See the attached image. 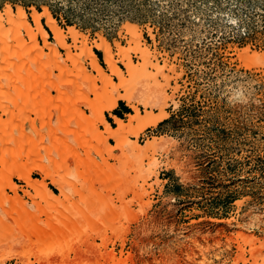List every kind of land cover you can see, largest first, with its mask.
Here are the masks:
<instances>
[{"label": "rangeland", "instance_id": "rangeland-1", "mask_svg": "<svg viewBox=\"0 0 264 264\" xmlns=\"http://www.w3.org/2000/svg\"><path fill=\"white\" fill-rule=\"evenodd\" d=\"M6 5L15 13L18 7L23 8L33 26L32 9L42 12L47 8L65 33L75 27L87 38L93 52H99L100 56L96 55L104 69L103 53L93 47V42L103 37L113 52L117 43L128 48L125 26L132 24L140 30L143 47L156 54L159 66L166 65L164 76L169 79L159 74L148 80L141 76L126 78L125 90L152 95L156 101L152 114L156 117L162 111L167 117L156 125L142 117L124 139L122 151L112 156L86 133L94 142L88 145H95L80 150L84 166L76 168L64 162L54 169L67 185V198L63 205L49 211L50 216L39 215L24 190L46 206L41 195L17 177H10L8 169L0 174V264H264V0H0V11ZM41 22L53 42L45 20ZM37 41L44 47L40 36ZM66 42L71 44L70 38ZM1 49L0 79L5 86L11 84L12 77L24 80L17 92L11 90L13 101L9 94H0L2 105L14 109L10 115L0 111V117L13 127L15 138L22 135L20 126L27 105L45 107V114L37 119L46 137L50 135L48 123L53 121L57 128L63 125L58 106L64 105L74 123L80 112L90 115L79 100V92L60 82L56 62L46 56L48 49L44 48L43 64L16 49L8 58ZM244 49L257 56L244 60L239 56ZM58 51L61 60H66L65 50ZM72 53L78 55L79 50L72 48ZM130 57L132 65H141L148 73L152 70L146 68L148 59L134 52ZM116 60L126 74L121 57ZM19 66H31L40 77L34 81L26 71L22 77L17 75ZM85 66L89 68L87 61ZM65 68L66 81L80 80L72 61H66ZM52 80L60 91L52 87ZM113 82L118 83V79L114 77ZM79 84L86 96L94 98L84 79ZM101 84L97 81L98 86ZM22 93L33 97L27 103ZM16 101L22 112L12 105ZM138 108L141 116L151 112V107ZM107 113L111 114L104 111V118ZM127 119L128 115L124 121ZM106 121L116 127L111 116ZM26 126L38 153L49 165L50 140L47 137V143L41 144L39 135L28 123ZM102 131L104 127L98 123L97 133ZM149 142L154 146L147 156L129 146L136 143L142 148ZM106 143L115 145L112 138ZM15 149L25 150L19 143ZM53 156L61 163L56 153ZM33 163L31 159L29 164ZM30 176L42 180L34 171ZM8 178L18 186L16 194L5 186ZM44 183L59 193L50 179ZM4 195L22 196L29 207L26 209L39 215L36 222L42 219L37 223L44 232L54 221L63 228L64 238L55 254L40 253L28 237L25 239L14 215L19 209L23 214V208L3 203ZM3 206L13 215L5 213Z\"/></svg>", "mask_w": 264, "mask_h": 264}, {"label": "bare ground", "instance_id": "bare-ground-1", "mask_svg": "<svg viewBox=\"0 0 264 264\" xmlns=\"http://www.w3.org/2000/svg\"><path fill=\"white\" fill-rule=\"evenodd\" d=\"M31 16H32L34 26L29 23L27 14L25 10L21 7L17 8V13H15L12 10L10 5H6L4 9L0 11V48H2L1 51L2 52L4 51L3 54L5 53V55L8 58H10V56L12 55L11 51L16 49L22 52V54L29 53L33 55L36 59L38 60L40 59L41 64L44 63L43 60H44V57L46 59V56L50 60L56 62V66L60 72L59 75L57 74L60 82L63 81V84H65L67 87L69 86L73 89H76L77 92H79L78 94H79L80 102L83 103L90 112V115L88 116H83L82 112H80L81 117L78 119V121L74 123L70 120V118H68L69 112L64 107V105H61L60 107L58 106L59 109L57 108V110L59 111L60 118H61L59 122L63 123V125L57 128L55 127L56 125L53 126V121H51V123H48L50 127L49 129L50 135L47 137L52 144L51 148L46 146L50 152V162H49L50 164L49 165L45 164L44 162L45 159L44 160L42 159V156L38 153L36 149L37 143L34 140V137L26 129L27 128L26 123H28L29 127L33 129L32 130L33 133L35 132L37 135H39L40 143L41 144L47 143L46 142L47 137L44 136L45 131H44V134H42L43 128L40 129V127L38 126L39 123L37 119L40 115L45 114L44 112L45 107L43 108L42 106H39V105H34V106L27 105L26 110H25L26 115L24 114L25 119L23 118L24 119L22 123L23 125L21 126L18 125L22 127L21 128L22 135L19 139L15 138L13 133H11V129L13 131V127L11 125H8L6 120H2V118L0 117V174H2L3 171H5L6 173V169H8L9 171L8 175L10 177L12 176L17 177L20 181H23L26 183L27 185L26 187L31 188L32 191L34 190L38 195H41V199L46 204V206L38 204L36 202V199L34 200V197L30 195L29 191L24 190V195L29 196L33 199L34 203L32 202V204L34 205V208L39 212V215L41 213H45L46 215L50 216L51 213L49 211L53 209H57L59 206L63 205L65 202V199L67 198V195H66L67 193L65 191V188L67 185H65V182L59 176H56L54 174V169H58V167H60V165L64 162L67 163V166H71L73 164L76 168L77 167L80 168L84 166V158L80 150L82 148L87 150L88 149L87 146L95 145V144L88 145V143H92L93 141L92 139L90 140V138H88V135L86 133H90L91 134V135L89 134L90 136H93L94 139H97V141L103 145L101 146L104 147V149L110 154V156H112L113 153L122 151L125 145L124 139L128 135L133 133L134 128L141 123L140 121H142V117L144 120L148 119V123H150L151 125H156L159 121H162L167 117V115L163 113L162 111L156 117L152 114L153 108L156 102L155 98L152 95L145 93V92L138 93L137 95V93L134 91L125 90V87L128 81L126 78L128 77L131 79H136L138 76H141V77H144V79L148 80L150 79V77L154 79L157 78L158 76L157 74L164 77L166 81H168L169 78L164 76V69L166 68V65L159 66L157 62L156 54H152L149 51V49H147L146 47H143V44L141 43V34L139 33L140 30L132 24H127L125 26V33L129 35V40H128L129 47L128 48H124L119 43H117L116 44L117 50L116 52H113L111 44L107 42V40L103 37L99 38V41L93 42L94 44L93 47H95L96 49H98L99 51L103 53V58H104V62L106 65V69H104L100 65L97 55L93 52L92 46H88L87 38L84 37L81 33H79V31L75 27H70L68 29V32L65 33L64 30L60 26H58L56 20L52 17L48 9L45 7L42 12H38L33 8ZM42 19L45 20V25L52 32L53 42H50L48 40V33L44 29V26L41 22ZM6 32H7L6 35L9 37L4 36ZM10 35L13 36V40L9 39ZM39 36L44 42V47L39 46L38 44L37 38ZM67 37L70 38L71 44H68L66 42ZM13 42H15V44H13ZM12 44L14 46H11ZM44 48L48 49L46 56H44L45 53L43 54ZM59 48H63L67 54V59L64 61L61 60L62 58L58 51ZM72 48L75 50H79V54L78 55L73 54ZM131 52L138 54L139 57L142 59H146V60L148 59V65L146 66V68L156 70L157 73L155 74L152 73L151 75L150 73L152 70L149 71L148 73L145 70V68H143L141 65H137V64L132 65L131 64L132 62L130 61ZM239 56L243 58L244 60H249L250 58H252V56L255 57L257 55L256 54L251 55L248 49H244ZM116 57L118 58L121 57L120 62H122L127 68L126 74L123 73L122 70L118 67L117 65L118 61L116 60ZM262 58L264 59V55ZM10 61H7V62H10ZM66 61H72L75 69L76 70L78 69L79 79L81 81L84 79V81L87 82L91 86L90 90L88 91L94 95V98H89V96H86V94L84 93L85 92L84 89L79 84L80 80H78L77 78L74 80H68V81L64 79V78H67L65 77V75L67 74V71L65 70ZM86 61H87V65L89 66V68L85 66ZM20 66H22V63ZM20 66L19 68H17V73H16L17 75L22 77L23 72L26 71L25 73H29L30 78L33 79L34 81L36 77H40L35 73V71H33L31 66H28L25 69H23L24 67L21 68ZM14 70H16V68ZM170 71H173V67H170ZM108 72L110 73L107 74ZM114 77L118 79V83L113 82ZM17 78H14V77L11 78L12 80L10 82L11 84H9L10 86L8 84H6L5 86V84L3 83L4 82L3 78L0 79V94L5 95V97H6V94H9L8 97L10 98V102L13 101L11 92L12 91L17 92L15 89L18 87L20 83L24 81L23 80L21 82V80ZM31 79L29 80L30 82H31ZM141 80L143 81V79ZM97 81H100L102 83L101 86L97 85ZM50 82L54 89H57L58 91H60V87L58 83H55L53 80ZM27 83L28 85L26 83L25 84L28 87H30L31 86L30 83L29 82ZM7 87H9L10 89L8 90ZM121 90H125V91L121 93ZM17 96L18 95H16V97ZM22 97L27 102V101H30L33 96H30L29 93H22ZM119 100L123 101L126 104V106H128L129 108L133 110L134 113L128 114L127 121H124L121 118L111 115L114 123L116 124V127H111V125L104 118L103 112L104 111L111 112L117 106V103ZM17 103L18 102L16 101L14 102V104L12 103V105L13 106L16 105L15 108L17 107L20 108L22 112L23 108L19 107L18 106L19 103L18 104ZM138 105H142L144 107H151V112L149 111V113H146L144 116H141ZM13 110L14 109H12V106H9V105L3 106L2 103L0 102V111L2 115H10V113ZM47 112L49 113V111ZM31 114L35 115V118L34 117L29 118V115ZM51 115L52 114H50V116ZM19 117L20 115L16 116V119H15L16 122ZM92 118L95 119L94 122H92ZM98 123L104 127V131L100 133H97ZM72 124L74 125L73 127H72ZM15 130H16V127H14V131ZM108 138L114 139L115 141L114 146H110L106 143ZM16 143H19L20 146L24 148L25 150L18 151L17 149H15ZM152 144H153L152 142H149L146 145V147H142V148L138 146L136 143H132L129 146L132 147V149L135 150V152L140 153L143 156H147L148 151L154 146ZM54 153H56L61 163L57 162V160L53 156ZM23 159L25 160V162L22 163L21 165L20 160H23ZM31 159H34L35 163L29 164ZM61 169L64 170V168L62 167ZM32 171L40 174L42 176V180L38 181V180L32 179L30 176V172ZM83 174L86 176L84 172ZM45 179H50L51 183L58 189L59 191L58 194L54 193L52 190L47 188L46 184L44 183ZM5 186L9 187L10 190L13 191V193L15 194L19 190L18 186L15 185L13 182H11L10 178H8V182L5 184ZM5 202L9 204L10 206L14 205V207L16 206L18 208L21 206L23 208L22 209L23 214L21 211H19L20 210L19 209L18 211H14V215L16 214V218H17L16 222H18V224L20 225V228L24 231L25 239L26 237H28V239L32 241V244L36 246V250L40 251V253L43 252V254L46 253L48 255L55 254V251H57L59 247L58 243L62 241L64 238V235L62 236L61 234L63 231V228L58 227L57 223L54 221V223H52L51 225L52 227H50L48 231L44 232L43 231L44 229L38 226L37 222L39 221V219L36 222L37 215L34 212H31L32 211L31 209H30L31 211L29 209H26L29 207L26 206V203L23 200L22 196L15 195L13 197L8 198L6 195H4L3 203ZM3 209L5 213H7L8 215L9 214L13 215L12 212H8L5 209V206H3ZM22 215L23 216L25 215V217L27 215V218L25 219Z\"/></svg>", "mask_w": 264, "mask_h": 264}, {"label": "crops", "instance_id": "crops-1", "mask_svg": "<svg viewBox=\"0 0 264 264\" xmlns=\"http://www.w3.org/2000/svg\"><path fill=\"white\" fill-rule=\"evenodd\" d=\"M127 108L129 109L128 106H126L125 103L120 104V102L118 101L117 106L111 111V114L107 113V116L105 115V119H107V117L114 115L118 118H121L124 120V117L127 116L128 114H130L131 112H127ZM112 118V117H111ZM108 122V121H107ZM113 122V121H112ZM109 123V122H108ZM110 124V123H109ZM111 125V124H110Z\"/></svg>", "mask_w": 264, "mask_h": 264}, {"label": "trees", "instance_id": "trees-1", "mask_svg": "<svg viewBox=\"0 0 264 264\" xmlns=\"http://www.w3.org/2000/svg\"><path fill=\"white\" fill-rule=\"evenodd\" d=\"M96 54L99 55V52H96ZM120 104H123V102L120 101ZM127 112H131V110L127 108Z\"/></svg>", "mask_w": 264, "mask_h": 264}]
</instances>
